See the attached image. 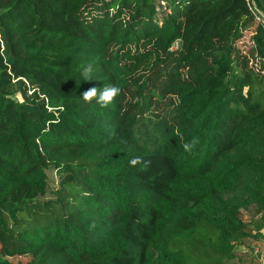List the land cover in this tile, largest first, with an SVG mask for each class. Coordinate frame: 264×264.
I'll return each instance as SVG.
<instances>
[{"label": "trees", "instance_id": "trees-1", "mask_svg": "<svg viewBox=\"0 0 264 264\" xmlns=\"http://www.w3.org/2000/svg\"><path fill=\"white\" fill-rule=\"evenodd\" d=\"M105 85L111 105L84 101ZM249 204L264 0H0V264H224Z\"/></svg>", "mask_w": 264, "mask_h": 264}, {"label": "rangeland", "instance_id": "rangeland-1", "mask_svg": "<svg viewBox=\"0 0 264 264\" xmlns=\"http://www.w3.org/2000/svg\"><path fill=\"white\" fill-rule=\"evenodd\" d=\"M20 80H14L13 83L7 87L9 97L22 100V94L19 89ZM58 174L52 169L48 171L49 187H53L57 184ZM47 196H52V193H48ZM240 219L245 225V237L235 246L233 250V256L226 258L224 264H256L257 259L253 255L255 247L261 244V235L264 230V210L257 204H249L241 209L239 214ZM0 243V250H2ZM6 257L14 262L26 261L31 258V253H24L19 255H7ZM258 262V261H257Z\"/></svg>", "mask_w": 264, "mask_h": 264}, {"label": "clouds", "instance_id": "clouds-1", "mask_svg": "<svg viewBox=\"0 0 264 264\" xmlns=\"http://www.w3.org/2000/svg\"><path fill=\"white\" fill-rule=\"evenodd\" d=\"M91 71L92 70L90 67L84 69V80L92 79ZM121 92L122 89L117 85H105L102 89H99L97 87H91L85 92H83L81 96L87 103L95 102L100 107L107 108L115 101V99L121 94ZM174 132L178 137H181L182 148L188 154H192L197 148V146L201 143L200 138L197 136L192 137L189 141L183 142V134L179 127L175 128ZM140 163H142L140 157H134L129 161V164L132 167H135Z\"/></svg>", "mask_w": 264, "mask_h": 264}, {"label": "built area", "instance_id": "built-area-1", "mask_svg": "<svg viewBox=\"0 0 264 264\" xmlns=\"http://www.w3.org/2000/svg\"><path fill=\"white\" fill-rule=\"evenodd\" d=\"M253 255L264 264V230L261 235V244L254 248Z\"/></svg>", "mask_w": 264, "mask_h": 264}, {"label": "crops", "instance_id": "crops-1", "mask_svg": "<svg viewBox=\"0 0 264 264\" xmlns=\"http://www.w3.org/2000/svg\"><path fill=\"white\" fill-rule=\"evenodd\" d=\"M256 258V257H255ZM257 259V258H256ZM258 261V262H257ZM256 264H261V261L257 259Z\"/></svg>", "mask_w": 264, "mask_h": 264}]
</instances>
